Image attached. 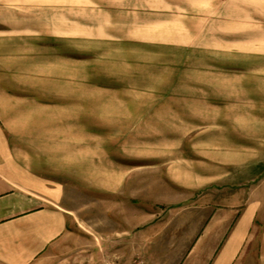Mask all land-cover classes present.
Instances as JSON below:
<instances>
[{
    "label": "crops",
    "instance_id": "0c3cea01",
    "mask_svg": "<svg viewBox=\"0 0 264 264\" xmlns=\"http://www.w3.org/2000/svg\"><path fill=\"white\" fill-rule=\"evenodd\" d=\"M138 2L141 8L150 4ZM97 13L79 21L67 19L61 27L53 22L37 25L17 21V0H0V264L62 263L61 250L75 229L63 205L66 181H84L87 156L126 172L124 159L135 153L148 161L155 155L149 154L151 148L163 149L158 161L173 155L164 163L175 174L185 172L183 158H191L184 168L189 177L176 174L173 181L196 190L190 206L206 213L204 225L192 234L188 259L177 264H264V196L258 192L264 183L256 190L251 185L264 175V162L237 160L249 155L229 148L243 141L238 134L224 131L221 117L201 119L220 99L198 95L204 86H192L194 95L183 97L171 88L89 84L84 68L81 76H71L72 62L85 63L87 41L108 48L135 42L176 44L128 31L144 27L140 20L135 24V15H148L146 11L109 8L102 12L108 20L101 23L95 20ZM239 99L237 111L245 105ZM258 109L256 119L262 120ZM183 117L192 141L188 155L180 149L179 127L168 137L158 130L181 125ZM200 127L205 132L191 135Z\"/></svg>",
    "mask_w": 264,
    "mask_h": 264
},
{
    "label": "rangeland",
    "instance_id": "374dc122",
    "mask_svg": "<svg viewBox=\"0 0 264 264\" xmlns=\"http://www.w3.org/2000/svg\"><path fill=\"white\" fill-rule=\"evenodd\" d=\"M138 1L17 0V21L37 25L53 22L54 27H61L65 20L79 21L92 11L98 12L95 19L98 22L108 20L102 12L109 8L119 12L123 8L146 11L148 15H135V24L140 20L138 24L143 22L144 27L128 31L147 32L150 37H164L160 40L176 44L135 42L126 47L108 48L87 41L85 63L72 62L75 65H71V76L78 73L81 76L84 68L89 84L115 83L159 91L171 88L169 90L183 97L194 95L192 86H204L207 89H202L198 95L220 99L214 101L220 110L210 107L206 114L203 110L201 119L209 116L219 120L221 117L226 122V126L222 125L224 131L234 136L235 132L238 134L243 141L229 148L249 155L239 156L237 160L264 162V118L256 119L260 116L259 107L264 114V0H201L197 3L195 0H149L148 8L139 7ZM109 56L112 59H108ZM237 98L245 104L238 111L234 106ZM178 127L183 133L180 149L188 155L192 141L185 117L181 125L167 124L159 126L158 130L168 137L167 134ZM202 128L191 135L205 132ZM133 131L136 132L135 128ZM144 137L151 138L149 134ZM161 150L151 148L149 154L155 155L148 161L135 153L124 159L128 165L126 172L109 167L111 165L105 167L87 156L84 181H66L63 205L75 229L61 250L64 261L47 260L46 263L177 264L188 259L192 234L204 225L206 213L190 206L191 200L196 198V190L173 181L176 174L189 177V171L184 168H189L191 158L185 156L183 159L187 161L181 163L185 172L175 174L164 163L172 160L173 155L168 154L170 158L161 157L158 161L156 156L161 155ZM258 151L261 157L251 155ZM255 181L251 184L254 190L259 183H264V175ZM258 192L264 196V187Z\"/></svg>",
    "mask_w": 264,
    "mask_h": 264
}]
</instances>
